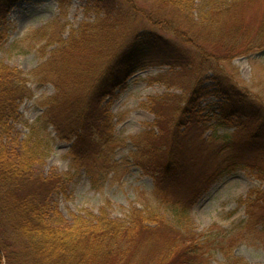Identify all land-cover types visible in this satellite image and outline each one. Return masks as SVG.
Masks as SVG:
<instances>
[{
	"label": "rangeland",
	"instance_id": "374dc122",
	"mask_svg": "<svg viewBox=\"0 0 264 264\" xmlns=\"http://www.w3.org/2000/svg\"><path fill=\"white\" fill-rule=\"evenodd\" d=\"M198 8L195 5L186 12L160 0H104L101 4L96 0H19L2 26L0 67L20 72L21 78L29 80L26 86L32 93V98L20 102L17 113L9 118L7 132L0 130V143L15 152L21 151L23 140L29 136L28 126L43 128L47 124L40 122L46 111L43 101L57 89L32 73L50 58L54 48L72 50V42L81 34L87 38L83 43L93 47L96 61L113 69H119L120 58L135 42H139L134 51L138 57L160 58L161 62L140 65L128 77L126 87L117 88L104 99L115 140L108 149L109 157L92 153L77 162L70 153L72 142L58 140L35 169L44 176L71 174L63 190L54 196L67 226L74 224L78 215L88 222L102 213L121 222L130 211L158 210L165 215V222L162 217L161 224L147 223L136 233L131 264H241L238 259L244 264H264V224L261 220L254 223V231L247 227L246 203L257 200L258 191H264V152L249 151L238 142L243 129L238 122L224 119L221 109L228 96L214 87L216 67L222 78L247 90L264 108V49L245 53L247 48L238 46V53L227 55V49L234 45L232 28L224 26L222 34L203 28ZM115 9H122L123 20ZM110 16L113 19L109 21ZM263 17L264 0H256L230 23L234 31L241 28L252 33ZM49 25L56 30L53 44L43 35ZM91 34L97 39L92 40ZM197 47L203 52L195 61L201 73L187 64L188 68L181 70L173 58L179 57L182 49ZM168 60L172 65L164 64ZM194 91L188 105L187 98ZM46 131L54 135L52 126ZM169 131H176V135L169 137ZM260 138L264 143V136ZM171 142L176 167L164 171ZM213 142L218 148H226L204 165ZM234 154L241 165L225 168ZM152 156L160 159L154 166L146 162ZM178 159L186 167L182 178ZM197 160L201 163L191 165ZM104 162V171L95 170L92 176L90 170ZM199 167L205 173L200 174ZM166 172L178 173L180 180L172 183ZM179 197L189 210L178 226L171 201ZM259 206L264 210L262 202ZM12 264H23V260L15 259Z\"/></svg>",
	"mask_w": 264,
	"mask_h": 264
},
{
	"label": "trees",
	"instance_id": "16d2710c",
	"mask_svg": "<svg viewBox=\"0 0 264 264\" xmlns=\"http://www.w3.org/2000/svg\"><path fill=\"white\" fill-rule=\"evenodd\" d=\"M18 1L0 0L1 36L2 26L8 13ZM96 1L97 4L104 2V0ZM160 1L186 12L197 5L200 24L203 28L206 26L208 30L211 28L214 32L219 31L216 34L221 31L223 33L224 26H230L233 32H230L231 43L234 45L227 49V55L238 53L237 50L240 49L237 48L238 46L246 47L245 53L250 50L264 49V17L259 27L255 28V31L252 29V33L248 30L242 32L241 28L234 31V26L230 23L237 17L240 10H245L256 0ZM116 11L123 20L125 15L122 9ZM112 19L110 16L108 20ZM55 31L51 25L43 30V35L52 40V44L53 40L57 39ZM79 36V40L72 42V50L65 48L59 51L54 48L50 58L32 73V76L39 77L42 82L52 83L57 89L55 95L43 101L46 111L42 116L44 119L41 118L40 122L47 123L46 126L43 128L37 125L28 126L29 136L23 140L21 151L15 152L0 143V264H5V259L6 264L9 261L12 264V261L18 258L23 260V264H99L111 260L118 264L125 259V264H131L130 256L136 233L147 223L161 224L160 218L165 216L158 210H137L130 211L126 220L122 222L107 218V215L103 213L94 222H88L84 216L78 215L74 218V224L67 226L57 205L54 204V196L63 190L71 174H67L66 177L57 173L44 176L38 175L35 171L36 167L43 163L42 158L58 140L72 142L70 153L77 162L85 161L92 153L97 157H109L108 149L115 140L111 117L103 104L104 99L113 95L117 88L126 87L128 77L134 74L140 65L161 62L158 57H138L134 51L139 42H135L120 58L119 69L118 67L113 69L107 63H99L100 60L97 62L93 47L83 43L87 38L81 34ZM89 36L92 40L97 39L92 37V34ZM201 55H203L201 47L191 51L182 49L179 57L173 60L179 61L181 70L191 65L193 66L191 70L200 74L201 67L197 66L195 61ZM164 64L172 65V62L168 60L164 61ZM215 66L217 64L213 67ZM213 67L208 70H212ZM215 69L218 77L214 87L228 96V102L223 105L221 114L225 120L240 124L243 129V136L238 140L240 144L249 151L264 152V143L260 141V136H264V108L260 101L252 100L247 90L233 81L230 82L227 77L222 78L216 67ZM20 76V72L9 66L0 67V130L2 132H7L5 126L9 118L17 113L19 103L26 98H32V93L26 86L29 80ZM195 93L196 91L192 93L193 96L187 98L188 105L192 103ZM48 125L52 126L54 135L46 131ZM175 135L176 131H169V137L172 138ZM221 148L226 147L218 148V145L213 142L204 165L210 157H218ZM168 154L170 160L164 164V171L167 168L176 167L177 157L172 150V142ZM240 155L243 156V151H240ZM178 160V170L182 178L186 167L180 159ZM158 161H160L159 158L154 159L152 156L146 162L154 166L158 164ZM192 163L191 165H197L201 161ZM106 164L107 162H104L100 167L90 170L92 176L97 173L96 171L102 173ZM239 165L241 164L234 154L231 160L226 162L225 168L235 169ZM112 166L114 168L115 164ZM199 168L200 174L205 173L201 167ZM164 174L169 175V180L174 184L180 180L178 173ZM209 178L211 179L210 175L206 179ZM93 181L94 185H97L98 179ZM158 188L161 190L159 186ZM164 188L162 187V190ZM258 194L257 200H250L252 198L250 194V201L246 202L247 227L253 231L254 223L261 220L262 225L264 224V210L261 211L259 206V202L264 204V191H258ZM172 199L174 201H171V211L178 221L176 225L179 226V222L188 217L189 209L186 203H182L180 197ZM177 244L179 245V243L175 245ZM228 256L232 258L233 254L230 252ZM237 261L244 264L242 259Z\"/></svg>",
	"mask_w": 264,
	"mask_h": 264
}]
</instances>
